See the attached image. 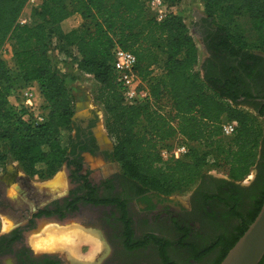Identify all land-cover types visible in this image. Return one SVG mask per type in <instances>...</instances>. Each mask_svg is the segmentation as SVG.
<instances>
[{
    "label": "trees",
    "instance_id": "16d2710c",
    "mask_svg": "<svg viewBox=\"0 0 264 264\" xmlns=\"http://www.w3.org/2000/svg\"><path fill=\"white\" fill-rule=\"evenodd\" d=\"M147 1L42 0L41 6H36L40 7L35 11L38 20L21 25L19 19L28 0H0V170L10 154L28 177L49 180L66 166L75 167L72 178L83 183L62 204L53 201L34 217L63 218L66 212L77 211L79 203L98 206L112 202L99 198L98 188L87 175L80 174L83 163L77 151L88 147L82 145L80 135L74 137V96L54 66V45L65 50L76 70L99 84L95 101L103 110L104 126L113 141L110 158L121 164L122 177L137 185L141 193L169 196L199 183L208 176L207 168L226 169L235 183L260 162L264 136L248 110L264 117V105L238 104L240 94L233 92L236 80L232 74L223 78L196 72L199 51L183 17L172 13L158 22ZM164 1L177 7L181 0ZM203 10L202 20L214 31L206 40L213 50L220 49L222 55L233 58L231 71L237 69L239 58H260L238 43L230 27L235 26L236 17H246L263 49L264 0H203ZM72 15H79L82 23L65 33L61 23ZM217 17L224 21L221 26L215 24ZM7 44L11 63L1 53ZM116 48L137 57L136 71L150 91L149 101L125 102L114 65ZM15 82L21 88L38 84L47 111L44 123H28L23 119V107L17 110L9 105ZM228 121L238 124L231 137L222 134V124ZM175 139L187 144L189 151L179 160L164 161L160 151L172 149ZM254 199L253 210L246 217L227 201L238 218V228L233 238L221 239L223 251L214 264H221L258 216L264 203V182ZM9 238H3L0 247L10 252L22 236L16 231ZM148 241H152L150 237L131 247L145 246Z\"/></svg>",
    "mask_w": 264,
    "mask_h": 264
},
{
    "label": "flooded vegetation",
    "instance_id": "af4514ba",
    "mask_svg": "<svg viewBox=\"0 0 264 264\" xmlns=\"http://www.w3.org/2000/svg\"><path fill=\"white\" fill-rule=\"evenodd\" d=\"M197 29L202 37L206 52V57L201 63L202 74H219L223 78L226 74H232L236 80L233 92L240 94L237 103L244 106L258 103L263 106L264 100L261 95L264 91V56L260 55L258 59L239 58L235 61L237 69L231 71L233 58L222 55L220 49L218 50L216 47L213 50L209 43L210 40H206L208 34L213 31L211 27L200 19L197 23ZM225 79L227 80V78ZM99 121V112L93 110L90 106L89 108H83L81 111H76L73 133L74 137L80 135L82 145L88 147L86 151H77L81 161H83L85 154H89L92 157H100L107 165H114L115 171L105 176L99 184L92 181L88 172L84 170V166L80 172L81 175L88 176L92 186L98 188L96 193L99 198L112 201L106 205L88 204L105 211L103 229L106 233V242L109 248L113 252L119 249L129 254L153 252L155 264H183L178 260L177 253L182 255L192 254L194 256L193 263L200 261V259L211 253L219 255L223 251L220 244L221 239L223 237L226 239L233 238L239 223L238 218L232 214L233 208L229 207V203L238 207L237 209L245 217L253 210L254 197L262 188L264 182V148L252 182L232 183L227 178H215L208 175L199 181L191 192L189 197L190 207L183 208L178 207L176 202L169 197L166 199L154 192L141 193L137 185L122 177L117 169V163L110 158L113 147H110L108 143L99 144L97 137ZM66 169L69 172V180L75 182L76 190H78L83 183L72 178L73 171L76 168L66 167ZM76 190L69 192L67 198ZM78 195H82V193ZM234 200L236 201L235 205L233 204ZM139 203L144 207V215L140 217L133 211V205ZM80 204H78V207ZM38 218L41 217H34L32 214L27 224L32 226ZM192 218L195 219L196 224L191 222ZM140 221L146 224L147 230L142 231L140 229L138 224ZM128 223L132 229L131 234L127 231ZM227 224L226 231H218L221 226L224 227ZM16 231H19L22 235L19 229L13 230L10 235H13ZM214 232H216L215 237L209 244L202 243L203 238ZM10 235L1 236L0 245L3 243L2 239H10ZM149 237L152 241H148L145 246L133 248V245L144 243ZM151 237L153 238L151 239ZM17 242H14L13 245ZM7 243L4 242V244ZM7 252L9 251H4L0 247V258L7 255ZM17 257L20 260L19 264H49L48 261L55 264L57 261L49 256L31 261L26 250L24 252L18 251Z\"/></svg>",
    "mask_w": 264,
    "mask_h": 264
},
{
    "label": "rangeland",
    "instance_id": "374dc122",
    "mask_svg": "<svg viewBox=\"0 0 264 264\" xmlns=\"http://www.w3.org/2000/svg\"><path fill=\"white\" fill-rule=\"evenodd\" d=\"M38 1L41 6L42 0ZM39 9L40 7L33 8L27 6L23 15L31 21L36 22L38 18L35 11H38ZM175 14L183 17L193 35L199 51V63L195 70L202 74L201 63L206 57V52L202 37L197 29V23L200 19L205 17L203 0H181L175 9ZM234 20L235 26L230 27V32L238 40V43L243 45L248 51L264 56V48L262 49L259 47V35L251 28L248 19L244 16H239ZM223 22L222 18L217 17L215 19V24L219 26H221ZM51 58L53 59L55 68L62 74L67 82V87L74 96L75 110L81 111L83 108H89L90 106L93 110L99 112L100 106L95 101V96L99 88L97 81L93 77L84 75L76 70L73 63L68 62L65 50L59 49L56 45L52 47ZM8 62L11 63V58ZM10 66H12V64ZM25 88L26 87L21 88L20 84L17 82H15L11 88L8 103L14 109L21 110L22 91ZM248 113L253 117L256 126L261 130L262 136H264V117L257 116L252 110H248ZM97 130V137L101 140V145L108 143V145L112 147L113 141L109 137L104 126V120L101 117ZM180 143V139H175L172 140L171 145L176 146ZM82 163L84 170L88 172L90 178L95 184H99L105 176L109 175L110 172L115 171L114 165L110 166L105 164L98 156L92 157L89 154H85ZM116 166L118 171L122 174L124 170L121 164H116ZM256 167L257 165L250 167L247 174L236 182H252L256 174ZM206 172L208 175L215 178L230 179L226 169L207 168ZM59 173L62 174V180H59L56 177ZM197 184L198 182L181 191H176L174 194L169 196L164 195L162 197L166 199L169 197L171 200H174L178 207L189 208V197ZM14 185L16 186L15 189L13 188ZM76 187L75 182L69 180V172L66 169V166L61 168V170H59L51 179L41 180L37 177H28L21 170L14 158L9 154L4 167L0 170V237L3 235H10L13 230L19 229L22 232V238L10 248V252H7V255L0 258V264H19L20 260L17 257L18 251L24 252V250L30 255L29 260L31 261H36V259H43L49 256L57 260L55 264H155V256L153 255V252L129 254L124 253L123 250L119 249L116 252H113L107 245L106 233L103 229V216L105 211L103 209L95 208L94 206L81 203L77 211L66 212L63 218H60L59 216L51 217V219L41 217L36 219L32 226L27 224L32 214L42 208L50 206L53 201H60L62 204L64 199L67 198L69 192L76 190ZM12 191H15L16 195H11ZM133 209L134 213L139 217L144 215V207L140 203L134 204ZM191 222L196 224V221L193 218L191 219ZM47 223H55L60 226H69L71 224L81 225L89 231L98 233L100 238L104 240L105 246L102 251L97 253L95 251L96 245L88 243L81 244L78 247L80 255L76 261L69 258L68 253L63 248L42 252L36 251L30 244V237L32 233L37 232L41 229V226ZM138 224L142 231L147 230L146 224L141 221ZM227 226L228 224L224 227L221 226L218 231H226ZM216 232L203 238V240H201L202 243L209 244L214 239ZM115 243H117V241H115ZM177 257L183 264H213L218 255L211 253L196 263H193L194 256L192 254L182 255L177 253Z\"/></svg>",
    "mask_w": 264,
    "mask_h": 264
},
{
    "label": "built area",
    "instance_id": "2783aa9c",
    "mask_svg": "<svg viewBox=\"0 0 264 264\" xmlns=\"http://www.w3.org/2000/svg\"><path fill=\"white\" fill-rule=\"evenodd\" d=\"M39 5L38 0H28L27 6L36 7ZM148 9L154 14L158 22L165 20L170 14L175 13L176 7L169 6L164 0H148ZM30 19L22 15L19 19L21 25L30 24ZM2 55L11 54L9 44L5 45L1 51ZM115 70L117 82L122 86V94L127 104H139L150 100V91L147 85L141 80L136 71L137 57L121 48H116ZM22 107L26 110L23 119L30 124L39 125L45 122L47 111L43 107L39 89L35 85H29L22 91ZM21 107V108H22ZM100 117L103 118V110L100 107ZM237 122L228 121L222 124V134L225 137L234 135L237 129ZM189 151L188 145L180 143L172 149L162 148L160 151L164 161L179 160Z\"/></svg>",
    "mask_w": 264,
    "mask_h": 264
},
{
    "label": "bare ground",
    "instance_id": "6f19581e",
    "mask_svg": "<svg viewBox=\"0 0 264 264\" xmlns=\"http://www.w3.org/2000/svg\"><path fill=\"white\" fill-rule=\"evenodd\" d=\"M56 177L59 180L63 179L61 173ZM94 237L100 236L98 233L89 231L78 224L60 226L55 223H47L41 226L40 230L32 233L30 244L33 249L34 245L40 244L41 248L36 250L39 252L63 248L68 253L69 258L76 261L80 255L78 247L85 243L96 245Z\"/></svg>",
    "mask_w": 264,
    "mask_h": 264
},
{
    "label": "water",
    "instance_id": "95a60500",
    "mask_svg": "<svg viewBox=\"0 0 264 264\" xmlns=\"http://www.w3.org/2000/svg\"><path fill=\"white\" fill-rule=\"evenodd\" d=\"M99 144H102L101 140H99ZM263 259L264 203L254 222L249 226L234 247L228 252L221 264H260Z\"/></svg>",
    "mask_w": 264,
    "mask_h": 264
},
{
    "label": "crops",
    "instance_id": "0c3cea01",
    "mask_svg": "<svg viewBox=\"0 0 264 264\" xmlns=\"http://www.w3.org/2000/svg\"><path fill=\"white\" fill-rule=\"evenodd\" d=\"M81 23H82V18L79 15H72L61 23V28L63 29L65 33H67L71 31L72 29L79 27ZM11 56L12 54L9 53L8 55L3 56V58L5 60L8 59L7 61H10ZM33 85H35V87L39 89V86L36 82H34Z\"/></svg>",
    "mask_w": 264,
    "mask_h": 264
},
{
    "label": "clouds",
    "instance_id": "9594fccd",
    "mask_svg": "<svg viewBox=\"0 0 264 264\" xmlns=\"http://www.w3.org/2000/svg\"><path fill=\"white\" fill-rule=\"evenodd\" d=\"M15 185L13 186V188L15 189ZM11 195H16V192L15 191H12L11 192ZM95 240V244H96V248H95V251L98 253L100 251L103 250L104 246H105V242L103 239H101L100 237H94L93 238ZM41 248V245L40 244H36L34 245V249L35 250H39Z\"/></svg>",
    "mask_w": 264,
    "mask_h": 264
}]
</instances>
